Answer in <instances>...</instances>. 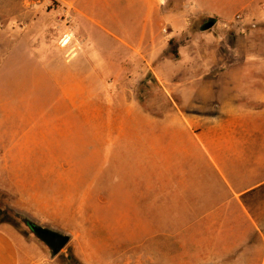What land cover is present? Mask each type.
<instances>
[{
	"label": "rangeland",
	"instance_id": "rangeland-1",
	"mask_svg": "<svg viewBox=\"0 0 264 264\" xmlns=\"http://www.w3.org/2000/svg\"><path fill=\"white\" fill-rule=\"evenodd\" d=\"M201 2L225 3L0 0V135H11L0 145V227L17 235L32 264H150L155 252L147 245L159 246L157 258L170 254V237L154 216L156 135L166 142L178 117L186 126L190 113L212 107L188 83L232 84L236 77L264 85V0L206 30L216 19L193 16L171 26L161 17ZM147 21L158 33L148 45L132 44ZM242 94L250 96L240 104L259 105L252 92ZM18 148L27 154H10ZM163 168L169 175L170 164ZM162 190L171 195L170 187ZM5 208L69 241L53 255Z\"/></svg>",
	"mask_w": 264,
	"mask_h": 264
},
{
	"label": "crops",
	"instance_id": "crops-1",
	"mask_svg": "<svg viewBox=\"0 0 264 264\" xmlns=\"http://www.w3.org/2000/svg\"><path fill=\"white\" fill-rule=\"evenodd\" d=\"M208 1L227 5L214 7L201 2L192 9L163 11L161 17L171 26L184 24L181 19L185 22L193 16L213 17L214 28L225 26L237 11L263 0ZM87 11L84 7L88 16ZM148 16L152 18L153 13L148 12ZM157 33L147 21L142 36L130 41L148 45ZM50 72V76L59 75L63 80L62 72ZM231 80L232 84L223 79L220 83L186 84L189 93L202 92V96L209 97L212 107H205L202 116L190 113L186 126L178 117L166 142L163 135H156L159 149L154 216L156 229L161 228L170 237L165 247L171 255L157 258L159 246L147 245L146 252H155L146 260L150 264H264V85L244 84L236 77ZM247 91L252 92L250 98L258 106L240 104L242 98L250 96L242 94ZM10 137L0 135V145ZM164 145L171 149L166 155ZM15 153L27 154L19 148L10 151ZM165 163L170 164L166 169L169 175L164 173ZM165 187L171 188V195L164 196ZM22 208L18 210L24 213ZM32 258L13 231L0 227V264H32Z\"/></svg>",
	"mask_w": 264,
	"mask_h": 264
},
{
	"label": "water",
	"instance_id": "water-1",
	"mask_svg": "<svg viewBox=\"0 0 264 264\" xmlns=\"http://www.w3.org/2000/svg\"><path fill=\"white\" fill-rule=\"evenodd\" d=\"M214 21L209 19L203 24V29H209L213 26ZM33 234L42 241L53 255L58 254L69 241V235L50 229L48 227L31 222L29 225Z\"/></svg>",
	"mask_w": 264,
	"mask_h": 264
},
{
	"label": "trees",
	"instance_id": "trees-1",
	"mask_svg": "<svg viewBox=\"0 0 264 264\" xmlns=\"http://www.w3.org/2000/svg\"><path fill=\"white\" fill-rule=\"evenodd\" d=\"M1 212H2V214L10 213L14 218L19 219L22 223H24L27 226L31 223V221L27 217H25L24 215H22L20 213H17L15 211L11 210L10 208H5Z\"/></svg>",
	"mask_w": 264,
	"mask_h": 264
},
{
	"label": "bare ground",
	"instance_id": "bare-ground-1",
	"mask_svg": "<svg viewBox=\"0 0 264 264\" xmlns=\"http://www.w3.org/2000/svg\"><path fill=\"white\" fill-rule=\"evenodd\" d=\"M68 39L69 37L66 35L64 37V39L62 40V43L60 44L61 46H66L68 44ZM72 52H69V55L71 54ZM74 55V54H73Z\"/></svg>",
	"mask_w": 264,
	"mask_h": 264
},
{
	"label": "built area",
	"instance_id": "built-area-1",
	"mask_svg": "<svg viewBox=\"0 0 264 264\" xmlns=\"http://www.w3.org/2000/svg\"><path fill=\"white\" fill-rule=\"evenodd\" d=\"M240 19V15H236L235 16V19H234V21H238ZM236 24V23H235ZM226 26V25H225ZM240 26V25H239ZM64 37L65 36H63L62 38H61V43H62V40L64 39ZM68 55H69V53H68Z\"/></svg>",
	"mask_w": 264,
	"mask_h": 264
}]
</instances>
